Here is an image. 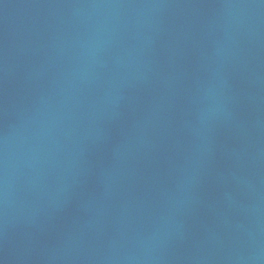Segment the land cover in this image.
I'll return each mask as SVG.
<instances>
[{
  "label": "water",
  "instance_id": "1",
  "mask_svg": "<svg viewBox=\"0 0 264 264\" xmlns=\"http://www.w3.org/2000/svg\"><path fill=\"white\" fill-rule=\"evenodd\" d=\"M0 264H264V0H0Z\"/></svg>",
  "mask_w": 264,
  "mask_h": 264
}]
</instances>
